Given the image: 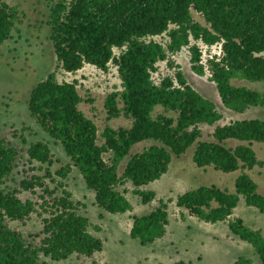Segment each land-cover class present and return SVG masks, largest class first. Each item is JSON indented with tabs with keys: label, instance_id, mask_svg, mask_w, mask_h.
Returning <instances> with one entry per match:
<instances>
[{
	"label": "trees",
	"instance_id": "obj_1",
	"mask_svg": "<svg viewBox=\"0 0 264 264\" xmlns=\"http://www.w3.org/2000/svg\"><path fill=\"white\" fill-rule=\"evenodd\" d=\"M193 13L204 24L196 22ZM17 20V9L0 3V46L11 38ZM46 25L61 71L74 74L88 65L107 74L110 65L116 68L121 90L106 96V120L123 117L131 121L128 128L106 126L98 135L94 122L79 110L84 100L77 82H58L55 74L48 75L32 88L27 110L70 160L56 175L66 179L74 167L94 193L97 207L122 215L132 207L120 187L130 183L143 205L151 203L155 193L141 188L158 181L174 158L195 146L192 161L197 168L240 173L233 193L215 185L200 186L180 195L176 207L199 222L226 223L229 232L250 245L264 264L262 233L241 218H232L240 200L247 208L264 212V193L247 173L262 166L252 147L264 144V120L221 125L222 115L215 104L188 84L171 60L188 47L192 70L201 76V53L191 42L220 45L223 56L219 61L207 59L206 70L222 107L238 115L264 108V92L233 85V81L264 84V0H54ZM162 35L167 38L165 44L153 40ZM162 62L173 73L154 78ZM200 126L213 128L211 141L202 140ZM144 142L153 144L132 155V148ZM26 155L29 163L53 164L46 143H31ZM18 157L17 149L0 139V264H43L41 257L54 262L72 256L91 259L101 252L102 240L89 232V220L71 194L62 190V196H55L38 176L18 183L22 191L33 193L37 188L43 192L39 207L48 217L38 234L28 236L38 241H29L8 226V222L24 223L36 211L33 202L19 198L20 190L6 186ZM45 172L50 177L49 170ZM158 203L149 213L133 217L130 237L141 247L166 234L167 203ZM235 264L251 261L239 257Z\"/></svg>",
	"mask_w": 264,
	"mask_h": 264
},
{
	"label": "rangeland",
	"instance_id": "obj_2",
	"mask_svg": "<svg viewBox=\"0 0 264 264\" xmlns=\"http://www.w3.org/2000/svg\"><path fill=\"white\" fill-rule=\"evenodd\" d=\"M2 2L15 7L18 11V20L11 38L0 46V139L6 140L19 152L16 167L6 186L20 190L19 198L23 201L30 200L35 204L36 209L24 223L8 222L7 224L27 240L38 241L28 236L38 234L42 230V220L48 217V213H43L39 207L43 203L41 199L43 192L37 188L33 193L22 191L18 186L20 181L38 176L55 196H62V190L71 194L70 199L80 205V213L89 220V232L103 242L102 251L91 259L72 256L66 261L54 262L41 257V262L43 264H174L183 261L186 264H235L239 257H244L250 260L251 264H260L251 246L233 236L226 223L211 225L199 222L186 211L176 207L180 195L200 186L215 185L233 193L234 181L240 173L238 171L224 174L211 167L197 168L192 161L195 146L189 148L179 159L174 158L167 173L158 181L141 188L155 193V199L151 203L143 205L141 199L134 195L130 183L120 187V191L125 192V197L132 207L130 212L122 215H112L99 209L95 203L94 193L87 189L80 173L74 167L71 166L66 179L56 175L58 170L71 163L60 144L50 139L36 120L30 117L27 101L32 88L50 74H55L58 82L76 81L78 93L84 100L79 110L94 122L100 135L106 126L118 129L128 128L131 125V121L123 117L106 120L105 98L110 92L121 90L116 68L110 65L107 74L88 65L74 74L61 71L49 40V27L46 25L49 8L54 0H0V3ZM193 19L204 24L200 15L196 13H193ZM153 40L161 44L167 42L165 35ZM193 45L198 48L201 46L200 42L192 41L190 46ZM171 60L174 67L176 69L178 67L182 72L188 84L215 104L217 111L222 115L221 125L242 119L264 120V108L250 109L238 115L222 107L215 85L210 81V75L206 70L205 57H201V66L204 67V74L201 76L192 70L188 47L172 56ZM172 73L173 69H169L167 64L162 62L158 64V73L154 78ZM233 85L264 92V84L233 81ZM89 100H92V103H89ZM157 111L161 112L160 109ZM200 129L202 140L211 141L213 128L200 126ZM36 142L48 144L53 161L50 167L28 162L26 151L31 143ZM152 144V142L138 144L132 148L131 154L140 153ZM252 148L262 166L255 167L247 173L257 184L259 192L264 193V144L254 143ZM108 158L105 157V160ZM126 161L127 159L121 163L119 175ZM45 169L49 170L50 177L46 176ZM159 201L167 203L169 224L166 234L152 245L141 247L130 237L133 217L149 213L158 206ZM232 218H241L247 226L259 230L264 236V212L247 208L240 200Z\"/></svg>",
	"mask_w": 264,
	"mask_h": 264
},
{
	"label": "built area",
	"instance_id": "obj_3",
	"mask_svg": "<svg viewBox=\"0 0 264 264\" xmlns=\"http://www.w3.org/2000/svg\"><path fill=\"white\" fill-rule=\"evenodd\" d=\"M200 44L201 46L198 49L201 53V57H205L208 60L215 59V61H219V59L223 56L220 45H214L209 47L201 42Z\"/></svg>",
	"mask_w": 264,
	"mask_h": 264
}]
</instances>
